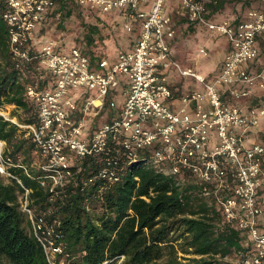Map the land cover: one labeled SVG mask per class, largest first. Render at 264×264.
<instances>
[{
  "label": "built area",
  "instance_id": "obj_1",
  "mask_svg": "<svg viewBox=\"0 0 264 264\" xmlns=\"http://www.w3.org/2000/svg\"><path fill=\"white\" fill-rule=\"evenodd\" d=\"M166 1L77 0L81 6L101 13L126 8L132 21L141 22L142 32L133 50L120 51L115 62L104 59L94 66L79 48L66 54L56 50L54 42H47L34 56L27 49L48 10L54 8L55 0H0L7 5L5 20L11 30L15 57L38 59L56 80L52 90L40 89L39 83L26 85V94L37 105L38 124H18L28 129L38 145L52 189L64 184L70 174L69 154L102 155L100 175L115 183L126 165L139 162L146 151H151L149 163L154 169L174 178L182 189L190 185L200 197L216 199L226 221L249 233L255 252L238 263L264 264V208L260 199L264 191V144L253 142L249 146L245 138L260 124L264 108L246 112L237 104H227L221 93L222 86L241 84L244 90L233 88L236 98L249 97L256 88L264 96V66L257 72L243 69L259 57L257 41L264 34V8L251 11L247 21L236 26L227 21H210L204 0H180L192 22L204 24L231 40L232 50L220 73L208 81L202 74L183 70L172 57L170 40L177 31L165 10ZM150 2L151 11L141 8ZM127 27L131 28L130 23ZM161 68L194 76L204 83L206 91L186 94L180 110L171 109L165 100L172 98L173 90L162 78ZM123 75L128 77V97L122 112L85 137L83 119L91 113L99 114L107 95L121 85ZM82 87L97 90L103 102L74 101L70 91ZM1 158L0 171L7 173L6 166L12 164V159L6 160L3 155ZM47 182L46 177L42 184ZM29 194L30 189H26L22 205L30 214L51 263L56 264L51 255H61L64 246L50 236H61L44 215L34 216Z\"/></svg>",
  "mask_w": 264,
  "mask_h": 264
},
{
  "label": "trees",
  "instance_id": "obj_2",
  "mask_svg": "<svg viewBox=\"0 0 264 264\" xmlns=\"http://www.w3.org/2000/svg\"><path fill=\"white\" fill-rule=\"evenodd\" d=\"M74 4L77 0H55L27 45L31 55ZM6 11L0 2V108L14 105L21 124L36 125L38 109L26 85L38 82L40 89L52 90L56 80L38 59L15 57ZM207 18L212 21L209 12ZM245 20L231 23L240 26ZM89 25L87 43L95 29ZM259 55L264 56V49ZM0 141L7 144L3 158L12 159L10 177L0 172V264H52L22 205L26 189L34 216L44 215L61 236H50L64 246L56 264L63 256L65 264H236L230 257L240 260L255 252L249 233L226 221L216 199L200 197L190 185L177 186L149 163L151 151L126 165L115 183L100 175L102 155L69 154L70 174L52 189L45 159L27 128L0 114ZM46 177L49 182L43 185ZM260 199L264 208V191Z\"/></svg>",
  "mask_w": 264,
  "mask_h": 264
},
{
  "label": "crops",
  "instance_id": "obj_3",
  "mask_svg": "<svg viewBox=\"0 0 264 264\" xmlns=\"http://www.w3.org/2000/svg\"><path fill=\"white\" fill-rule=\"evenodd\" d=\"M204 1L206 5L208 4L207 9L213 22L227 21L229 24H232V20L238 17L246 19L245 21H247L251 11L255 10L258 6L264 8V2L261 4L255 3L250 6L247 3L249 0ZM151 7L152 2L142 5L141 8L146 11H151ZM165 10L172 17L173 25L177 31L176 36L170 40L172 57L180 63L183 70H192L199 75L202 74L208 81L213 80L216 75L220 73L219 71L224 64L225 58L232 50L231 40L225 34L216 30L213 31L204 24L192 22L187 12L182 9L180 0H167ZM94 13H92V18L89 21L95 28L92 29V37L93 41H98L101 44V57L92 60L94 66H98L101 60L104 59L115 62L120 51H130L134 49L136 41L142 32L140 20L136 19L132 21L126 8L113 10L108 13L103 12L102 15L105 14V16H103L102 19L99 18L101 14H99L98 11ZM129 23L131 28L127 27ZM47 42L50 41L46 40L41 43L40 46ZM55 45H59L60 48L62 47V43H55ZM257 46L261 54V49H264V34L257 41ZM60 48L57 49L60 50ZM203 49H205V51H203ZM84 53L87 55L86 52ZM263 66L264 56L259 55L258 58L243 66V69L245 71L257 72ZM160 74L168 86L173 90L172 98L165 100V102L175 111L180 110L183 106L182 98L186 94L194 91H206L202 81H198L194 76H183L174 68H161ZM121 80L123 88L120 85L121 87L119 86L111 90L99 114L95 115L91 113L83 119L86 125L84 131L85 137H90L100 126L114 120L122 112L125 100L128 97V83L123 76H121ZM233 88L237 90L245 89L244 85L241 84L222 86L221 93L227 104H237L246 112H249L252 108H264L262 107V104H264V96L259 88H256L252 95L244 98H236L232 95ZM98 96L99 92L97 90L90 89H86L81 93L73 91V93L70 94V97L77 103H85L89 100L103 102ZM112 102L115 103L114 106L111 105ZM192 109L193 107L190 108V110ZM75 115L78 119V115ZM80 119H82V117H80L79 120ZM245 138L246 144L249 146L253 142H257L256 139L254 140L251 133L246 134ZM261 220L264 223V216L261 217Z\"/></svg>",
  "mask_w": 264,
  "mask_h": 264
},
{
  "label": "rangeland",
  "instance_id": "obj_4",
  "mask_svg": "<svg viewBox=\"0 0 264 264\" xmlns=\"http://www.w3.org/2000/svg\"><path fill=\"white\" fill-rule=\"evenodd\" d=\"M247 3L248 5L252 6V4H255V3L260 4L261 1L260 0H250ZM71 8H72L71 13H68L67 15L63 17H60L58 19V24L56 22L55 24L52 25L50 31L48 32L49 35L47 36L49 38V41L59 43V44L62 43L61 48L59 47V45H56V50H58L57 48H60V50L58 51H60L61 53L69 54L72 52L74 48H79L83 52H86L90 59L91 58L99 59L101 57V44L98 41L95 42L93 40L91 43H87L88 41H87V35H86L90 29L89 24L91 23L89 21L91 20L92 13H94L95 10H91L89 6H81L79 3L74 4ZM99 14H101L99 15V18L101 19L103 18V16H105V14L102 15L101 12H99ZM123 77H127V76L123 75ZM36 84H38V82H36ZM121 86L123 88L122 84ZM85 90L86 88L82 87V88H79L78 90H72L70 92L73 93V91H77L81 93L82 91H85ZM262 105H263L262 107H264V104ZM4 112L10 113L12 115V118H8L4 114ZM19 113H20V110H18L17 107L14 105H6L0 108V114L3 115L6 119L8 118L9 121L11 120L16 123H19L20 125H23L20 123ZM251 135L253 136L254 140L256 139L257 142L264 144V116L261 118L260 124L253 129V131L251 132ZM6 147H7L6 142L3 143V146L0 145V165H2L1 156L3 155ZM6 167H7L6 169L7 173H2L1 171L0 172L7 179L10 177V174H8L9 173L8 169L11 166L7 165ZM22 198H23V195L21 196V199ZM23 201L24 200H22V204H23ZM181 256H183L182 253H181ZM59 257L60 255L58 254L51 255L52 261L59 260ZM66 261H67L66 256H63L59 262H61V264H65ZM228 261L237 264L239 260H237V256H234V257H230Z\"/></svg>",
  "mask_w": 264,
  "mask_h": 264
},
{
  "label": "bare ground",
  "instance_id": "obj_5",
  "mask_svg": "<svg viewBox=\"0 0 264 264\" xmlns=\"http://www.w3.org/2000/svg\"><path fill=\"white\" fill-rule=\"evenodd\" d=\"M4 114L8 117V118H12V115L10 113L4 112ZM5 147V146H4Z\"/></svg>",
  "mask_w": 264,
  "mask_h": 264
},
{
  "label": "water",
  "instance_id": "obj_6",
  "mask_svg": "<svg viewBox=\"0 0 264 264\" xmlns=\"http://www.w3.org/2000/svg\"><path fill=\"white\" fill-rule=\"evenodd\" d=\"M7 120H9V119L7 118ZM3 143H4V142L0 141V145H1V146H3Z\"/></svg>",
  "mask_w": 264,
  "mask_h": 264
}]
</instances>
